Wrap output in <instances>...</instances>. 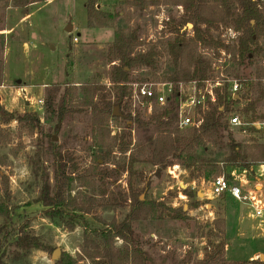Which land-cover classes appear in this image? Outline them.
Here are the masks:
<instances>
[{
    "label": "rangeland",
    "instance_id": "rangeland-1",
    "mask_svg": "<svg viewBox=\"0 0 264 264\" xmlns=\"http://www.w3.org/2000/svg\"><path fill=\"white\" fill-rule=\"evenodd\" d=\"M37 1L25 9L15 8L12 0L0 3V130L7 131L11 138L10 144L0 150V157H6V164L1 166V173L9 177L11 199L6 201L9 207L15 211L11 222L5 223L0 218V228L5 226L6 233H9V238L6 241L4 236L0 237L2 246L0 259L5 252L0 264H56L57 261L52 258L51 253H47L45 258H41L40 255L43 251L16 248L15 239L20 235L19 232L23 227H27L26 231L43 246L54 249V251L60 249L62 255L67 253L64 250L70 249V245L64 240L66 230L53 225L49 219L45 218L43 215L45 208L37 202L41 196L42 183L36 176V167H33L30 159L38 152L40 143L43 141L47 143L52 138L56 144L62 145L79 164L80 172L77 175L91 167L100 154V151L94 146L92 116L89 110L76 114L72 120L65 121L56 132V117L47 112V97L52 86L58 84L64 86L60 95L68 87L80 89L81 86L87 84L112 87L110 73L113 64L109 58L110 45L107 44L113 41L114 31L111 28L100 31L87 29L85 7L87 0ZM123 1L100 0V8L109 13H121L114 29L138 30L142 44L139 52L145 53L155 47L160 55V72L164 73L166 78L169 77L174 72V67L168 49L169 44L175 39V35L169 33L171 27L169 24L172 23L170 22L172 19L179 21L183 17V8L162 6L140 12L126 9L122 4ZM71 28L72 30L69 31ZM193 28L194 26H187L181 33H185L189 39L193 36ZM213 34L216 38L231 43L230 33L227 34L226 27L213 31ZM75 38L78 39L77 42L74 41ZM203 52L201 48L197 53L203 56ZM206 52L208 53L204 54V58L210 59L214 56L215 50L208 48ZM257 68H259L257 65H250L248 62L241 67L232 62L229 73L235 77L250 79L252 83H255ZM138 77H143V74ZM258 94L257 89H254L249 93L248 100L255 101ZM60 95L57 98L58 102ZM40 100L44 102L43 107L37 104ZM263 103L262 100L257 106V113L260 115L264 111ZM76 104L75 100L74 107ZM168 107L169 104L165 107H156L153 111L154 114L148 115L146 109L133 101L130 113L133 118L139 114L143 120L149 121L153 115H157ZM238 108L239 106H237ZM115 109H117L118 115L115 117H121L123 110L119 106H116ZM3 110L13 116L37 113L41 118L43 128L34 135H30L22 130L15 120L5 124L1 115ZM174 128L179 129L177 124ZM108 129L111 132V137L129 135L130 133L131 136L126 141H131L132 146L130 151L125 154L120 153L117 149L114 150L110 162L105 168L111 169L118 164H128L130 157L133 156L136 175L131 179L129 173L125 172L119 178H111L103 184L99 181L95 192L82 187L79 182L74 183L72 186L73 197L80 199L83 203L94 197L97 199V204L91 215L84 216L85 222L78 221L79 226L72 236L74 237L72 244L75 242L78 245L81 236L83 240L77 255L69 254L73 259H79L82 254L85 233H87V237L96 239L98 234L96 232L107 229L104 223L111 224L113 221L121 223L125 220L130 212V204L116 209H111L109 204H112L119 194L128 196L130 179L138 191L149 184L148 189L142 195L144 199L147 197L149 200L164 202L167 207L173 209L183 208L187 213L188 220L186 221L173 220L167 213L163 220H149L134 224L136 231H139V244L145 251L147 250L153 264H193L200 260V254L206 253L208 241L218 244L223 239L227 243L226 235L220 237L218 232H211L213 231L212 223L222 215L223 205L218 204L215 207L216 218L211 222L210 208H206V206L215 203L218 199L202 200L203 198H199L196 194L201 191L205 193L210 188L209 180L223 175L229 177V169L224 166V160L230 153L229 148L220 150L211 147L207 154L199 152L200 158L208 163L209 168L205 172L206 175L193 179L192 172L182 166L172 175L169 168L164 170L149 163L151 156L149 142L150 140L155 141L157 138L155 128L145 133L136 127L128 129L126 121L117 123L111 119ZM230 131L235 141L243 147L253 144L264 145L263 135L260 136L252 129L247 128L245 132L243 129L231 128ZM55 139L57 140L55 141ZM42 163L51 175V184L53 185L52 158L48 157L42 160ZM100 163L102 164V162ZM195 175L197 174L195 173ZM205 176H210V179L207 180ZM254 178L256 176H249V180L254 181ZM192 184H195V190L192 189ZM241 187L245 192L255 193L253 185ZM104 188L107 191L106 196H102L100 193ZM0 190V197H5L1 180ZM186 190L195 193V197L179 199V193L186 196ZM196 202L201 204V210L191 217L189 213L194 208L189 210V205ZM227 204L229 233L233 236L239 227L240 213L246 211L249 215L251 211L249 207L246 209L238 206L239 204L231 198L228 199ZM246 220L243 225V234L248 240H251V236L264 232V218L263 223L260 219L252 216H248ZM117 243H119L118 240L115 241V245ZM248 243L247 249L243 251L240 249L239 255L231 257L248 258L255 251L256 245L262 241ZM80 264H91V262L84 260Z\"/></svg>",
    "mask_w": 264,
    "mask_h": 264
},
{
    "label": "trees",
    "instance_id": "trees-1",
    "mask_svg": "<svg viewBox=\"0 0 264 264\" xmlns=\"http://www.w3.org/2000/svg\"><path fill=\"white\" fill-rule=\"evenodd\" d=\"M8 0H0V3ZM17 9H25L37 3V0H12ZM123 6L129 10L144 12L152 7L175 6L184 10V15L179 21L172 19L169 25V33L175 35L174 41L169 44V55L173 59L174 72L166 80L171 81H204L208 77L211 66L198 55L199 46L214 49L215 51L225 50L234 59L239 57L240 66L247 63L254 65L249 59L250 56H261L262 48L260 40L264 38V15L258 10L252 0H124ZM100 0H87V25L89 29H113L114 41L109 46V58L113 68L110 73L112 87L107 88L99 84H87L77 89L68 87L60 95L63 85H54L48 93L47 112L56 117L58 132L62 123L72 120L76 114L89 110L92 116L91 126L93 131L94 146L100 151L99 156L94 160L93 165L83 173L80 172L76 159L62 145L56 144L52 138L47 143H40L38 152L30 159L33 167H36V176L40 178L41 196L38 203L45 211L43 215L53 225L63 228L68 232H74L79 226L78 221L85 222V215H91L96 207L97 199L90 198L86 202L72 196V186L79 182L87 190L96 191L97 182H106L111 178H119L123 173L128 172L130 178L136 175L135 160L130 157L128 164H118L114 168H105L109 164L114 150L125 154L130 151L132 142L126 141L129 135L111 137L108 124L113 119L117 123L126 121L128 129L136 127L138 130L148 133L152 128L157 130L155 141L150 140L151 156L149 163L155 167L167 170L168 168L180 165L192 172L191 177L198 179L205 174L209 168L208 163L200 158L199 152L209 153L211 147L216 149L229 148V155L224 160V166L233 171L246 172L248 177L257 174V168L264 163V145L242 146L233 138L228 117L237 105L235 100L227 91L218 93L217 103L211 105L203 115L204 122L199 128L179 130L174 128L177 124L179 96L176 93L169 102V107L153 115L149 121H145L138 114L135 118L131 115V103L129 100L130 91L128 84L131 81V71L136 68L150 67L159 69V53L154 47L151 50L141 53V39L138 30L131 28L114 29L121 13L105 12L100 8ZM189 24L194 26L193 36L187 39L182 30ZM221 27H232L242 34L238 47L226 46L220 38H216L213 31ZM264 76V69L257 68V79ZM247 91L243 99L248 101V95L254 89L258 91V98L250 101L243 110V114L250 118L251 122L263 119L264 115H257V106L264 99L261 84H246ZM60 99L58 102V96ZM80 95V96H79ZM77 101L74 107V102ZM119 106L123 110L121 117H115L114 109ZM5 124L15 120L22 130L34 135L43 128L41 118L37 113H25V115H10L7 111H1ZM49 138V137H48ZM227 140V142H226ZM11 138L7 131L0 130V150L10 144ZM52 158L53 181L51 175L44 167L42 160ZM102 162V164L100 163ZM6 164V157H0V180L4 187L5 197H0V218L5 223L11 222L15 211L9 207L11 194L9 188V177L1 173V166ZM215 168V167H214ZM195 173L197 175H195ZM39 174V175H38ZM207 180L210 176H205ZM130 179L128 196L119 194L112 204L111 209L122 208L130 204V212L121 223L113 221L111 224L104 223L105 231H98L97 238L91 239L85 233L82 254L79 259H73L69 254L63 253L56 264H80L88 260L91 264H152L153 260L149 254L137 244L135 240L134 224L149 220H163L167 213L176 221L188 220L187 213L183 208L173 209L167 207L164 202L149 200L147 197L141 200V196L148 189L147 187L138 191ZM98 180V181H97ZM210 181V180H209ZM1 191V190H0ZM106 196L104 188L100 192ZM188 198H194L195 193L186 190ZM197 196V194H196ZM7 200V201H6ZM98 206V205H97ZM201 207L199 202L189 205L191 208ZM212 233L218 232L225 235L226 224L223 219H217L212 223ZM5 226L0 228V237L8 240L9 233H6ZM26 230L21 228L18 237L15 239V246L21 250H39L53 254L54 249L43 246L35 237H32ZM116 240L123 241V247L117 248ZM227 244L223 239L218 244L208 241L205 249V256L193 264H264V261H243L230 262L226 259ZM2 246L0 245V251ZM3 252L0 261L3 259Z\"/></svg>",
    "mask_w": 264,
    "mask_h": 264
},
{
    "label": "built area",
    "instance_id": "built-area-1",
    "mask_svg": "<svg viewBox=\"0 0 264 264\" xmlns=\"http://www.w3.org/2000/svg\"><path fill=\"white\" fill-rule=\"evenodd\" d=\"M257 6L258 10L264 15V0H252ZM223 28V27H221ZM227 34L230 33V42L222 41L226 46L238 47L242 34L236 30L226 27ZM75 42L78 39L75 38ZM260 47L262 48L261 56H250V60L254 65L264 69V38L260 40ZM204 54L208 53L203 46ZM214 56L210 59L204 58L211 66V71L204 81H171L166 80V75L160 72V69H152L150 67L136 68L131 71V81L128 84L130 90V103L133 101L139 103L144 109L148 111V115L154 114L156 107H165L169 104L170 99L177 93L179 96L178 121L177 127L183 131L189 128H199L203 122V115L209 110L211 105H215L218 99V93H223L225 89L229 94L237 100V105L233 107V112L228 117L229 127L235 129H252L255 133L264 138V118L255 122H251L249 118L243 114L244 108L251 101H244L243 95L247 91L246 84L251 82L250 79L235 77L230 75L229 69L231 63L235 62L237 66L241 67L239 57H234L225 50L215 51ZM248 62V61H247ZM160 68V67H159ZM143 74V77H138ZM171 76V75H170ZM169 76V77H170ZM257 76L255 77V79ZM261 82H258V81ZM252 83V82H251ZM261 84V89L264 93V76L256 79L253 84ZM264 102V99H263ZM38 106L43 107L42 100L37 102ZM237 106L239 108L237 109ZM236 107V108H235ZM241 108V109H240ZM264 109V103H263ZM163 110V109H162ZM258 114V113H257ZM260 115V114H258ZM261 115H264V111ZM260 115V116H261ZM179 166L175 165L169 168L170 174L174 175ZM256 177L264 178V163L257 168ZM249 184V177L246 172L233 171L229 177L223 175L209 181L210 188L205 192L207 200L222 197H231L235 201L249 207L252 215L260 219L263 223L264 218V202L261 203L250 192H245L241 185ZM179 199L185 200L187 196L179 193Z\"/></svg>",
    "mask_w": 264,
    "mask_h": 264
},
{
    "label": "crops",
    "instance_id": "crops-1",
    "mask_svg": "<svg viewBox=\"0 0 264 264\" xmlns=\"http://www.w3.org/2000/svg\"><path fill=\"white\" fill-rule=\"evenodd\" d=\"M86 3H87V1H86ZM86 13H87V11H86ZM86 27L90 31L105 30V29H89L88 25H87V22H86ZM73 30H74V28H73ZM111 30H113V29H111ZM113 41H114V37H113ZM113 41L111 43H108L107 45L112 44ZM70 50H71V48H70ZM116 64L117 63H113V65H116ZM179 168L181 169V166H179ZM243 185H245V186L253 185L255 193H253L252 195H254L259 202H261V203L264 202V178L260 179V178L256 177V178H254V181L253 180H249V184H242L241 186H243ZM191 187H192L193 190H195V184H192ZM200 194H202V198H203L202 200H206L207 199L206 198V194L204 192L202 193V191H201V192L197 193V196L199 198H200ZM229 198H231V197L219 198L215 203H212V204L206 206V208H208V207L210 208L209 209L210 210L209 211V216L212 218L211 222H213L215 220V218H216L215 213H214L216 211L215 207L218 204H222L223 205L222 206L223 211H221L222 215L220 217H218V219H223L225 221V224H226V229H225V235H226V238H227L226 259L228 261H230V262H243V261H255V260H258V258L260 256L264 255V232H261V233L257 234L256 236L253 235V236H251V240H248L245 237V234H243V225L246 223V221H247L246 218L248 216H252V217H254V216L252 215V212H250L249 215H247V212L243 211V212L240 213L238 230H237L235 235L231 236L230 233H229V224H228V221H229V213L228 212L229 211H228V207H227L228 206L227 201H228ZM231 199H233V198H231ZM235 202H237V201H235ZM237 203L239 204L238 206H241V207H244V208L248 209V206H246L244 204H241L239 202H237ZM200 210H201V208L200 209L198 208V209L190 210L189 216L192 217V216L196 215ZM237 212H239V211H237ZM235 214H237V213L235 212ZM58 229H60V228H58ZM134 230H135V240H136L137 244L140 246V244H139V240H140L139 231H136L135 228H134ZM73 234H75V232L73 233V232H67L66 231L64 233V235L66 236L64 238L65 243L70 245V249L64 250V252H67L71 256L77 255V252H79V246H80V244L82 243V240H83V238L81 236L80 240H78L79 241L78 245H76L75 242L72 244V241L74 240V237H72V236H74ZM258 240L262 241V243H260L259 245H256L255 251L252 252L249 255L248 258H246V257L245 258H232V257H236L237 255L240 254L239 253L240 249L242 251L244 249H247L248 245H249L248 242H251V241L255 242V241H258ZM118 241H119V243L116 244V247L117 248H122L123 247V241H121V240H118ZM72 246H74L75 248H73ZM40 256H41V258H45L44 256H47V253L41 252ZM204 256H205V254H203V255L200 254V257H199L200 260H202L204 258Z\"/></svg>",
    "mask_w": 264,
    "mask_h": 264
},
{
    "label": "water",
    "instance_id": "water-1",
    "mask_svg": "<svg viewBox=\"0 0 264 264\" xmlns=\"http://www.w3.org/2000/svg\"><path fill=\"white\" fill-rule=\"evenodd\" d=\"M188 26L193 27L192 24H189ZM71 30H72V28H71L69 31H71ZM19 83H20V81H19ZM116 110H117V109H115L114 114H115L116 116H118ZM56 140H57V139H55V141H56ZM200 197H202V194H200ZM141 199L143 200V199H144V196H142ZM61 255H62V251H61L60 249H56V250L53 252V254H52V258H53L55 261H58L59 258L61 257ZM259 259H260L261 261H264V255L260 256Z\"/></svg>",
    "mask_w": 264,
    "mask_h": 264
}]
</instances>
